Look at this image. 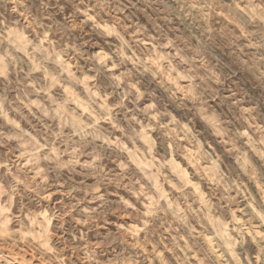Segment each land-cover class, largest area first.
<instances>
[{"label":"clouds","instance_id":"obj_1","mask_svg":"<svg viewBox=\"0 0 264 264\" xmlns=\"http://www.w3.org/2000/svg\"><path fill=\"white\" fill-rule=\"evenodd\" d=\"M0 264H264V0H0Z\"/></svg>","mask_w":264,"mask_h":264}]
</instances>
